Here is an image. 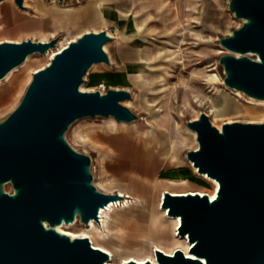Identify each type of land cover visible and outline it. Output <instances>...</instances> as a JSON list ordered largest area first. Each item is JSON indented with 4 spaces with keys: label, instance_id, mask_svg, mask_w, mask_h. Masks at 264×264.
Listing matches in <instances>:
<instances>
[{
    "label": "water",
    "instance_id": "obj_1",
    "mask_svg": "<svg viewBox=\"0 0 264 264\" xmlns=\"http://www.w3.org/2000/svg\"><path fill=\"white\" fill-rule=\"evenodd\" d=\"M14 1L25 9V0ZM229 10L242 24L220 38L231 52L219 58L224 83L264 101V0H230ZM112 39L102 29L70 41L33 73L18 106L0 121V264L110 260L89 238H71L57 226L78 220L85 225L100 222L101 210L125 199L119 192L98 188L92 157L66 139L71 125L82 118L111 117L117 122L140 118L124 105L132 97L128 89L81 90L94 64H111L105 45ZM59 41L60 36L0 41V81L30 55L56 49ZM187 127L196 132L198 142L196 149L187 151V160L219 187L214 198L208 192L165 191L161 207L168 210V217L181 218L178 233L189 244L190 256L181 248L173 256L158 249L156 260L264 264V122H226L220 131L202 112Z\"/></svg>",
    "mask_w": 264,
    "mask_h": 264
},
{
    "label": "rangeland",
    "instance_id": "obj_2",
    "mask_svg": "<svg viewBox=\"0 0 264 264\" xmlns=\"http://www.w3.org/2000/svg\"><path fill=\"white\" fill-rule=\"evenodd\" d=\"M37 0H25V9H20L14 0L0 2V41L10 39L11 41H22L33 39L35 41H47L55 36H60V41H70L81 33L98 30L102 27L100 20L84 19L82 23L67 24L59 20L57 23L50 22L43 30L27 29L24 25L15 27L13 25L3 26L5 22V7L13 4L14 8L23 14L19 23L28 22L32 25L38 24L32 20L31 15L37 13L35 9ZM42 3L65 11L75 6L87 4L88 0H71L66 3L58 1L51 2L41 0ZM230 0H215V11L211 17L202 19H178L162 20L151 19L148 27L153 38L144 36L138 42H132L137 48L143 65L133 64L131 69L136 74L130 76V80L97 81L93 75L99 70L123 69L115 62L116 44L122 43L112 39L105 46L111 64H96L81 85L83 91L101 90L105 92L108 88H124L132 93V97L124 101L140 118L132 122H115L111 117L82 118L71 125L66 133V139L77 150L89 154L92 157V173L94 182L101 191L106 193L116 192L123 186H111L109 180L112 172L109 169L111 153L106 150V144L95 137V134L105 136L114 135L110 129H136L143 131L151 129L146 124V118L155 115L159 110L167 113V123L171 131L177 127L181 128L184 136L181 138L177 151L180 163L177 165L162 166L157 170L155 178L161 173L183 165L193 170L201 190L211 191L212 184L195 172L192 164L187 160L186 153L196 149L197 142L194 133L187 127L189 121L198 119L202 112H206L214 126L222 129L226 122H264V105L257 104L256 99L250 98L242 92H236L224 83V68L220 65L219 58L224 54L231 53L220 44V38L228 36L232 31L242 24L229 10ZM7 27V28H6ZM4 28V29H3ZM144 38H147L144 40ZM119 41H122L120 39ZM118 52V51H117ZM253 57V55H250ZM114 58V59H113ZM50 58L46 54H32L16 70L12 76L0 81V121L4 120L19 104L25 90L32 78L34 71L41 69L49 63ZM165 62V63H164ZM170 62V63H169ZM169 63V64H168ZM7 79V80H6ZM197 100V101H196ZM205 101V102H204ZM255 101V102H252ZM217 108V112L212 111ZM160 113V112H158ZM177 160V159H174ZM169 186L182 187L165 182ZM107 222L104 229L96 227V232L103 236L105 243ZM78 227L84 225L77 223ZM89 233L95 234V231ZM176 242L171 235V245ZM150 249L148 250V253ZM120 261L119 256L116 257Z\"/></svg>",
    "mask_w": 264,
    "mask_h": 264
},
{
    "label": "crops",
    "instance_id": "obj_3",
    "mask_svg": "<svg viewBox=\"0 0 264 264\" xmlns=\"http://www.w3.org/2000/svg\"><path fill=\"white\" fill-rule=\"evenodd\" d=\"M215 8V0H88L87 4L61 12L46 2L42 5L45 13L41 15L37 12L31 17L38 23L34 25V28L39 30H43L44 26L51 21L57 23L61 20L63 23L75 24L82 23L84 19L91 20V22L95 18L100 20L102 27L99 30L106 29L116 39L118 45L122 43L121 47H117L116 44L114 58L116 64L124 68L99 70L93 75V79L97 81H129L130 76L136 74L131 69L133 64L143 65L137 48L130 44L143 39L139 37V33L154 39L148 27V21L151 19L205 20L216 12ZM120 39L122 41H119ZM146 39L144 38V40ZM153 133L152 128L147 131L136 128L132 130L117 129V132L110 136L95 134L100 141L106 144V150L111 153L109 169L112 175L109 184L123 186L116 192L128 195L132 199L127 205L114 208L108 218L105 244L109 251L119 257L147 254L148 250L152 251L154 245L158 243L167 248L171 247L172 233L167 227L164 228L163 225L155 223L157 217H160L164 223L169 220V217L160 208L163 193L165 191L184 193L201 190L193 170L188 166L180 165L168 169L162 172L161 176L155 178L158 169L171 164L177 165L180 163V158L177 156V160L170 161L164 152L166 145H157ZM117 137L129 142L130 145H136L137 148L143 146V161L139 162L133 153L121 155L112 152L109 142ZM139 167L142 169L138 173L135 169ZM138 179L139 183L136 182ZM165 182L175 185L182 183L184 186H169ZM159 237L161 238L159 239ZM175 249H171V251Z\"/></svg>",
    "mask_w": 264,
    "mask_h": 264
},
{
    "label": "bare ground",
    "instance_id": "obj_4",
    "mask_svg": "<svg viewBox=\"0 0 264 264\" xmlns=\"http://www.w3.org/2000/svg\"><path fill=\"white\" fill-rule=\"evenodd\" d=\"M52 2H55V0H52ZM42 5H43V3L41 0L36 1L35 9L41 15H43L45 13L42 9ZM13 6H14L13 4H9L5 7V22H4L3 26L13 25L15 27L20 28L21 26L24 25L27 29L28 28L33 29L34 25H32L31 23H28V22H25L24 24L19 23V19L23 17V14L18 12ZM93 31H98V30L95 29ZM81 35H82V33L80 35H78L77 37L71 38L70 41L77 39ZM5 40H10V39H5ZM70 41H66V42L59 41L58 47L56 49L48 51V53H46V55L49 56V58L51 60V58L56 54V52L65 48ZM94 65H96V64H94ZM16 69H14V70H16ZM14 70L8 74L7 79H9L12 76ZM141 76L142 75L139 74L138 77H141ZM235 91L238 92V95H239L240 91H237V90H235ZM256 101L257 102H255V101H252V102L264 105V101H260V100H256ZM212 111L217 112L218 110H217V108H215ZM158 112H160V113H158ZM158 112L155 115L151 116L150 118H146V124L150 125L151 128L153 129V132H154L153 134L155 135L156 144L159 146H165L166 145L164 152L167 155V158L170 161H175L174 159H176V157L178 156L176 150L178 149L179 143L181 142V140H182L181 138L184 136V134H183L181 128L177 127L178 126L177 124H176V129L171 131L169 128V125L167 123V120H168L167 113H164V111H161V110H159ZM111 119H113V118H111ZM114 121L117 122L116 120H114ZM218 127L220 128L221 125H219ZM110 130L115 132V133L117 132V129H115V128H111ZM219 130L221 131L222 129H219ZM191 132L194 133L193 136L197 142L196 132H194V131H191ZM95 137L98 138L97 135H95ZM109 143H110L109 145H110L112 152H114L115 154L131 155L133 153L136 155V158L138 159L139 162L143 161V152H144L143 146L141 148H137L136 145H134V146L130 145L129 142H127L121 138H118V137L112 139ZM197 147H198V144H197ZM141 169L142 168L139 167V168H136L135 171L139 173V172H141ZM193 169L195 170V172L197 174H199L201 177L208 180L212 184L213 188L211 191H208V194L210 195L211 198H214L216 196V192L218 190L219 183L215 179L210 178L207 174L199 173L198 169L196 167H193ZM136 182L139 183V179ZM138 183H137V185H139ZM189 192H197V191L193 190V191H189ZM189 192H184V193H189ZM199 192L203 193L204 191L200 190ZM164 193L162 196V200L164 198ZM120 194H122V193H120ZM173 194H178V193H173ZM123 195L125 196L124 200L112 202L108 205V207L106 209L101 210V212H100L101 213V215H100L101 221L100 222H96L95 220H92L88 225H85L78 220L74 223H70V224L63 223L61 225H58L57 230L64 233V234L69 235L71 238H89L94 247L99 248L101 250H104L105 252H107L110 255V260L107 261V264H124L128 260L129 261L130 260H136L139 263H144L146 260H151V262L153 264H159L155 258V251L158 249L162 250L163 252H165L166 254H169L171 256H173V253L177 248L183 249L187 255L190 254L188 251L189 250V244L178 233V227L181 223V218L180 217H169V220L164 223L163 221H161L160 217H157L155 219V223L156 224L159 223V224L163 225L164 228L167 227L170 230V232L172 233V236L174 237L176 242L171 247H168V248L162 246L161 243H158L157 244L158 246L154 245V248H152V251H150L147 254H143L141 256L130 255V256L119 257L120 261L117 262V260H116L117 255L114 252L108 250L106 244L101 241V240H103V236L101 235L100 232H96L95 229H96V227H98L99 229H104L106 222H107V216L110 217L111 212H113L114 208L127 205L129 202H131L132 199H130V196L125 195V194H123ZM162 200H161L160 208H161V210L164 211V214L168 217V213H167L168 210L162 209V207H161L162 206ZM77 223L84 225V227L79 228ZM90 231H95V234L89 233ZM167 234H168V232H167ZM160 238L161 237H159V239ZM157 240H158V238H157ZM161 240H163V239H161ZM161 240H159V241H161ZM166 245H168V244H166ZM174 248H176V249L174 251H171V249H174ZM193 258H195V257H193Z\"/></svg>",
    "mask_w": 264,
    "mask_h": 264
},
{
    "label": "built area",
    "instance_id": "obj_5",
    "mask_svg": "<svg viewBox=\"0 0 264 264\" xmlns=\"http://www.w3.org/2000/svg\"><path fill=\"white\" fill-rule=\"evenodd\" d=\"M100 215H101V213H100ZM100 219H101V216H100ZM101 221V220H100Z\"/></svg>",
    "mask_w": 264,
    "mask_h": 264
}]
</instances>
